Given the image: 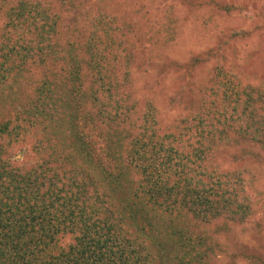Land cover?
<instances>
[{
    "label": "trees",
    "instance_id": "1",
    "mask_svg": "<svg viewBox=\"0 0 264 264\" xmlns=\"http://www.w3.org/2000/svg\"><path fill=\"white\" fill-rule=\"evenodd\" d=\"M90 1L0 0V264H148L132 222L151 231L159 212L172 223L152 246L198 264L208 228L252 208L242 179L204 156L264 143L262 92L222 69L166 127L132 87L133 25Z\"/></svg>",
    "mask_w": 264,
    "mask_h": 264
},
{
    "label": "rangeland",
    "instance_id": "2",
    "mask_svg": "<svg viewBox=\"0 0 264 264\" xmlns=\"http://www.w3.org/2000/svg\"><path fill=\"white\" fill-rule=\"evenodd\" d=\"M97 1L100 6H95ZM97 1L91 0L90 5L102 17L133 25L140 49L130 69L132 87L155 107L166 127L175 125L189 111H196V105L207 96L211 76H223L222 69L242 85L262 92L259 103L264 112V0ZM208 153L204 156L205 168L240 177L252 208L242 223L217 220L208 228L196 261L264 264V143L234 137ZM151 223L155 225L151 231L146 223L137 221L132 222V228L138 234L142 229L148 249L153 251L148 264H169L170 245L164 242L160 247L165 248L157 251L151 241L158 244L153 236L163 240L171 219L159 212Z\"/></svg>",
    "mask_w": 264,
    "mask_h": 264
}]
</instances>
